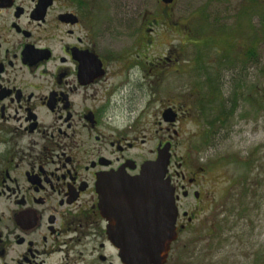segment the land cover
Listing matches in <instances>:
<instances>
[{
  "label": "flooded vegetation",
  "instance_id": "obj_1",
  "mask_svg": "<svg viewBox=\"0 0 264 264\" xmlns=\"http://www.w3.org/2000/svg\"><path fill=\"white\" fill-rule=\"evenodd\" d=\"M133 17L127 0H0V264H126L123 182L106 179L138 176L163 148L138 162L142 129L118 123L107 27ZM199 162L169 167L178 219L165 264H223L220 204Z\"/></svg>",
  "mask_w": 264,
  "mask_h": 264
},
{
  "label": "rangeland",
  "instance_id": "obj_2",
  "mask_svg": "<svg viewBox=\"0 0 264 264\" xmlns=\"http://www.w3.org/2000/svg\"><path fill=\"white\" fill-rule=\"evenodd\" d=\"M161 1L127 0L138 16L130 22L112 25L107 13L108 49L120 59L111 66L122 70L116 113L127 118L118 123L142 129L138 162L162 141L171 144V164H207L224 231L214 262L261 264L264 0ZM171 106L179 115L168 124L162 115Z\"/></svg>",
  "mask_w": 264,
  "mask_h": 264
},
{
  "label": "water",
  "instance_id": "obj_3",
  "mask_svg": "<svg viewBox=\"0 0 264 264\" xmlns=\"http://www.w3.org/2000/svg\"><path fill=\"white\" fill-rule=\"evenodd\" d=\"M174 0H163L170 5ZM163 121L176 122V114L166 111ZM156 160L142 164L140 174H117L106 182H123L118 191L124 207L127 233L117 237L120 258L126 264H165L170 246L177 239L178 207L175 190L168 177L171 144L160 148ZM103 182V181H102ZM103 191L99 198L103 200ZM124 218V216H122Z\"/></svg>",
  "mask_w": 264,
  "mask_h": 264
},
{
  "label": "trees",
  "instance_id": "obj_4",
  "mask_svg": "<svg viewBox=\"0 0 264 264\" xmlns=\"http://www.w3.org/2000/svg\"><path fill=\"white\" fill-rule=\"evenodd\" d=\"M254 2L256 3V2H257V0H254Z\"/></svg>",
  "mask_w": 264,
  "mask_h": 264
}]
</instances>
